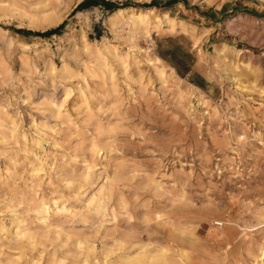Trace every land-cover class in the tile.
Here are the masks:
<instances>
[{"label":"rangeland","instance_id":"1","mask_svg":"<svg viewBox=\"0 0 264 264\" xmlns=\"http://www.w3.org/2000/svg\"><path fill=\"white\" fill-rule=\"evenodd\" d=\"M81 1L0 0V264H264V0Z\"/></svg>","mask_w":264,"mask_h":264},{"label":"crops","instance_id":"2","mask_svg":"<svg viewBox=\"0 0 264 264\" xmlns=\"http://www.w3.org/2000/svg\"><path fill=\"white\" fill-rule=\"evenodd\" d=\"M101 2L105 5L102 6ZM113 4L112 1L108 0H85L82 6L78 9L79 11H83L96 6H102L103 8L109 9ZM180 35L181 34H169V36H163L157 39L155 50L159 56L158 58L164 63L166 61L178 75L189 78L193 84L197 86H206L208 78L197 69L196 66V53L198 48L192 43V41L185 42L184 40H181ZM168 39L173 41V43L165 44V41Z\"/></svg>","mask_w":264,"mask_h":264},{"label":"bare ground","instance_id":"3","mask_svg":"<svg viewBox=\"0 0 264 264\" xmlns=\"http://www.w3.org/2000/svg\"><path fill=\"white\" fill-rule=\"evenodd\" d=\"M110 19L115 20L116 22L118 21L128 22L130 25L129 30H137L141 28L147 29L148 25L152 23L155 25H159L162 23L164 19L169 20V22H171L170 29H174L175 27L174 21L176 20L172 16L168 15L167 12L160 13V10L155 7L144 8V9H137L134 7H130L126 9H119L110 17ZM114 49L115 51L117 50L116 48ZM156 60L162 63L161 59L156 58Z\"/></svg>","mask_w":264,"mask_h":264},{"label":"trees","instance_id":"4","mask_svg":"<svg viewBox=\"0 0 264 264\" xmlns=\"http://www.w3.org/2000/svg\"><path fill=\"white\" fill-rule=\"evenodd\" d=\"M85 0H82L79 4H78V8H80L82 6V4L84 3ZM59 30V28H51L48 29L46 31L43 32H39V33H53V32H57Z\"/></svg>","mask_w":264,"mask_h":264},{"label":"built area","instance_id":"5","mask_svg":"<svg viewBox=\"0 0 264 264\" xmlns=\"http://www.w3.org/2000/svg\"><path fill=\"white\" fill-rule=\"evenodd\" d=\"M215 223L216 224H222V221L221 220H215Z\"/></svg>","mask_w":264,"mask_h":264}]
</instances>
